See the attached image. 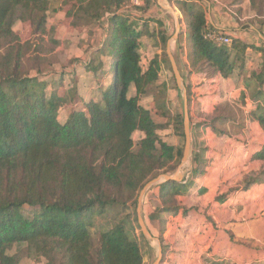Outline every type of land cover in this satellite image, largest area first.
Masks as SVG:
<instances>
[{
  "label": "trees",
  "instance_id": "obj_1",
  "mask_svg": "<svg viewBox=\"0 0 264 264\" xmlns=\"http://www.w3.org/2000/svg\"><path fill=\"white\" fill-rule=\"evenodd\" d=\"M61 1L75 26L106 19L99 53L110 58L114 70L100 97L80 100L74 80L63 94L50 91L45 78L61 44L58 26H48L51 1L0 0V264H21L27 258L46 264H145L139 240L130 235V213L112 227L96 228L103 225L102 214L112 207H135L149 180L175 171L181 163L183 114L167 105L165 83L159 84L170 36L162 20L123 11L128 0ZM155 1L144 0L138 11L147 12ZM174 4L190 31L187 58L196 86L206 88L230 77L235 67L232 49L240 53L248 45L237 38L229 45L215 42L208 34L221 32L208 27L201 5H189V0ZM18 22L30 25L29 39L16 32ZM144 37L163 48L161 56L146 63L141 53ZM262 73L264 83V65ZM59 84L64 86L63 75ZM131 87L135 95H130ZM186 87L191 115L192 85L187 82ZM153 88L155 112L142 103ZM68 104L75 106L61 122L59 112ZM205 105L212 109L211 118L198 127L206 125L216 136L224 135L233 120L231 106ZM156 115L165 121L159 123ZM253 117L264 131V109L257 107ZM169 127L181 144L161 138L159 132ZM136 133L142 135L138 143ZM206 151L203 146L195 153L194 178L205 172ZM252 159L264 161V146ZM192 187L191 182L173 181L156 186L161 204L149 219L163 224L166 216L178 214L183 210L179 197ZM25 207L32 212L25 213ZM139 237L144 238L142 233ZM159 237L164 241L162 233ZM166 252L163 246V260Z\"/></svg>",
  "mask_w": 264,
  "mask_h": 264
},
{
  "label": "crops",
  "instance_id": "obj_2",
  "mask_svg": "<svg viewBox=\"0 0 264 264\" xmlns=\"http://www.w3.org/2000/svg\"><path fill=\"white\" fill-rule=\"evenodd\" d=\"M50 1L48 26H58V39L61 41L57 52L64 49L65 41L74 46L78 45L75 42L77 36L85 42V45L74 52L76 69L61 72L62 74L53 78L54 81L50 80L53 84L49 86V90H56L63 94L73 85L74 80L77 83L79 96L82 98L80 100L87 101L92 97H100L101 91L110 85L112 75L108 72L113 69L110 58L99 53L105 37L106 19L99 24L75 26L66 17L62 9V1ZM169 1L174 4V0ZM193 1L206 11L209 28L220 31L222 35L230 36L232 40L237 38L248 45L244 52L239 53L238 50L232 49L231 58L235 65L232 75L228 78H220L216 84L210 85L208 96H203L204 88L194 87V91L206 102L213 103L215 106L228 102L232 109L233 120L226 125L224 135L216 136L210 127L205 130L210 138L208 141L205 138V146L208 149L206 158L209 159L206 178L212 173L215 164L224 166L227 162H233L234 159L248 161L249 164L251 163L250 166L253 164L264 172V161L252 159L253 154L264 146V131L253 117V111L261 107L262 102L264 107V83H262L264 0H244L241 3L236 0ZM180 15L178 16L182 19V29L186 32L183 14ZM137 16L162 20L167 30L170 29L166 12L156 1L147 13L138 11ZM64 19L69 21L68 27L61 25L60 21ZM151 25L154 27L156 23L153 22ZM62 35L68 36V40ZM142 41L141 53L145 61L143 63H146L144 56L151 59L159 51L155 52L154 49L158 48L153 46L149 37H144ZM147 44H150L149 48ZM253 47L261 50H255ZM178 50L183 57L182 62L190 71L187 42L180 44ZM179 66L181 67L180 63ZM93 68L96 70L105 68L108 72H104L101 77L99 72L98 74L94 72ZM92 70L93 72H90ZM62 75L63 87L59 84V78ZM67 79H70L69 83ZM186 79H188L187 82L195 85L196 79L193 74L187 75ZM135 93V88L131 87L130 95ZM76 102L78 105L81 104L79 99ZM70 105L72 106L67 116H63L67 105L61 108L59 112L61 122L66 121L75 106ZM199 132L201 135L204 133L203 127ZM228 151L230 152L226 153ZM220 173L219 178H225L224 167ZM252 176L248 182L252 180L254 183L248 189H246L248 183L246 182L244 188L227 194L223 197L226 199H222L223 203L217 202V206L211 210H203L201 213L192 208L187 212L181 210L176 215H169L165 219L167 221H164L165 244L168 246L162 264H264V177H257L254 174ZM219 178L217 176V179ZM215 215L216 221H211L215 220Z\"/></svg>",
  "mask_w": 264,
  "mask_h": 264
},
{
  "label": "rangeland",
  "instance_id": "obj_3",
  "mask_svg": "<svg viewBox=\"0 0 264 264\" xmlns=\"http://www.w3.org/2000/svg\"><path fill=\"white\" fill-rule=\"evenodd\" d=\"M194 3H195V1L189 0V5H193ZM170 4L174 8V11H171V10L168 11V10H165L163 8H162V10L164 12H166V17H167V20L170 24V29L168 30V33L170 36L169 39H172V36L175 34V31H176L177 22H180V24L182 26V19L179 18V16H181L180 15L181 11L176 6H174L175 4H173L171 1H170ZM177 12H178V14H177ZM183 18H184V24H185V17L183 16ZM175 20H176V27H175ZM60 22L62 23L61 25L68 27L69 21L67 19H64L63 21H60ZM15 30L20 35V37L22 39L27 40L30 38L31 28H30L29 24L19 22V23H17ZM186 30L187 31L184 32L182 27H181V34L179 35V37L177 39H174V40L172 39V43H171L172 52L174 53V56H175L176 61L178 63V66H179V63L181 65V67L179 66V69H180L182 77L184 78L185 85L187 83L186 77H187V75L189 76V70H188V68H186V66L182 62L183 57L180 56L178 47L180 44L185 43V42H187V46H188V40H189L190 32L188 31V29H186ZM62 36L64 37V39L68 40V36H66V35H62ZM75 42L78 43V45L74 46L72 44H68L67 41L64 42V49H60L61 51L57 52V58H56L57 62L54 64L53 68L49 71L48 75H46V78H45L46 80H48V81L53 80V78L57 77V75L60 74L61 72L64 73L65 71H68L69 69H76L74 67L76 64L75 59H74V56H75L74 52L78 48H80V46L82 47L83 45H85V42L83 40H81V38L79 36H77L75 38ZM147 47L149 48L150 44H147ZM154 50H155V52L159 51L158 54L160 56L163 53L162 46H161V48L154 49ZM165 51H166V48H165ZM143 56H144V54H143ZM145 58L147 59V56H144V59ZM167 58H168V56H167ZM143 62H145V61L143 60ZM113 70L114 69H112L111 71L108 72V70H106L105 68H103V69L100 68L98 70H94V72H97V74L99 72V75L102 77L104 72H108V73H110V75H112ZM90 72H93V70ZM69 80L70 79H67V83H69ZM53 81H50L51 82L50 86H52ZM75 83H76V81H75ZM161 83H165L167 105L173 111H180L183 114V93L177 87L169 59H168V62H166V63L163 62L162 70L160 73L159 84H161ZM100 84L102 85V82ZM194 87L198 88V86H196V84L194 86L192 85L193 101H192L191 115H190L191 116V124L193 125V128H192V141H193V143H192L193 144L192 158H194L195 153H198V151L200 150L201 147L204 146L205 148H207L205 146V138L207 141L210 140V138H209V134L207 133V131L205 132V130L209 127H207L206 125H201V127H198V126L201 122L210 121V119H209V118H211L210 112L212 110V109H208L206 107V105H205L206 100L200 98L201 95H198L197 92L194 91ZM156 90H157V88H153L149 94L142 97L143 105L145 107L151 109L153 112H155L154 94H157ZM209 92H210L209 86L204 88V91H202L203 96L207 95V93L209 95ZM261 105H262L261 106V110H262V109H264L263 102ZM71 106L72 105L69 104L65 107V109L63 111V116H67L68 112L71 109ZM63 116H62V118H64ZM155 119L159 123H162L165 121L164 118H162L161 116H157V115L155 116ZM202 127L204 130V133H202V135H201L199 131L202 130ZM159 134H160L162 139L170 142L171 144H174V145L181 144V143H179L180 140L176 136L172 127H169L168 129H165V130H161L159 132ZM141 136H142L141 133H136L134 135V139H135L136 143L139 142ZM183 143L185 144V136L183 139ZM183 147H184V145H183ZM230 150H232V149H230ZM207 151H208V149H207ZM207 151H206V153H207ZM229 152L230 151H228L226 153H229ZM224 158H225V155H224ZM208 161H209V159L206 158L207 165H206L205 172L203 173V175L200 177L194 178L192 175L193 166H194V162L192 159V171L187 174L186 178L183 181V183H185V182L193 183V187L191 188L192 190L189 192V194L179 197L180 203L182 204L183 210H185V212H187L188 210H191L192 208L196 211H199V212L201 211V213L203 212V210H211L212 208H214V206L215 207L217 206V202L223 203L222 199H226L223 197H226L227 194H229L233 191H236V190H240L241 188H244L246 182H248L251 179V177H253L252 174L256 175L257 177H261V176L264 177V172L261 168H256L253 164L250 166L251 163L249 164L248 161L247 162L245 160L244 161L243 160L242 161H236V159H234L233 162L232 161L227 162V164L224 166H223V164L220 166H217V164H215V166L213 167V170H212V173H214V175L211 173L212 175L210 174L209 177L206 178L208 175L207 174L208 173L207 168L209 166ZM225 163H226V161H225ZM222 167H224V170L226 172L225 178H223V177L219 178L220 174H221L220 170L222 169ZM177 168L175 169V171L177 170ZM183 168H182V171H183ZM175 171L170 172V173H166V174H172ZM218 173H219V175H218ZM161 174H164V173H161ZM217 176L219 179H217ZM159 185L160 184H158L156 186H159ZM156 186H153L145 195V198L143 201V216H144L145 223L147 224L148 228L150 229V231L152 232V235L155 238L160 239L159 236L162 233L164 241H162L160 239V242H161L162 247L165 246L167 248L168 245L165 244V237H164V233H165L164 223L162 224L161 222L151 221L149 219V213L154 211L161 204L160 199L158 197L159 196V188H155ZM32 210L33 209L30 207L24 208V211L27 214L31 213ZM129 213L132 216V221H131V224L129 226L130 235L133 238H137L139 240L140 246H141V249H142V252L144 255V259H145V264H153V262L155 261V259L157 257L158 242L156 240H154V242L153 241L150 242L146 238H140L139 237L140 233H141V229H140L139 222H138L137 204L135 207L133 206L128 210L127 209H121L120 207L119 208L118 207L110 208L106 213L102 214L104 216L102 220H101V218H98L101 220L100 221L101 223L103 222V225L101 226L99 224V226L96 228V230H103V228L112 227L117 222H119L123 219H126V216ZM167 217L168 216H166L164 218V220L167 219ZM214 219L215 220L212 219L211 221H214V222L216 221V215H215ZM166 221L167 220H165V222ZM16 249L17 248H15L14 250H16ZM21 264H46V261L44 259L38 261V260L27 258V259H24ZM161 264H162V262H161Z\"/></svg>",
  "mask_w": 264,
  "mask_h": 264
},
{
  "label": "water",
  "instance_id": "obj_4",
  "mask_svg": "<svg viewBox=\"0 0 264 264\" xmlns=\"http://www.w3.org/2000/svg\"><path fill=\"white\" fill-rule=\"evenodd\" d=\"M157 4L165 9L174 11V8L170 4L169 0H156ZM181 24L177 22V27L175 34L172 36V39H177L181 34ZM172 39H169L167 42L166 53L171 64L172 72L175 77V81L177 87L183 93V131L185 136V144L183 150V157L181 159V163L178 166L177 170L172 174H159L158 176L149 180L142 190L139 193L138 200H137V215H138V222L141 229V233L148 241L156 240L158 242V249H157V257L153 264H161L163 259V247L161 245L160 239L155 238L150 229L148 228L147 224L145 223L144 216H143V201L145 198L146 193L153 187L158 184H162L164 182H178L181 183L186 178L187 174L192 171V154H193V141H192V124H191V116H190V108H189V98L187 94V87L184 82V78L181 75L178 63L172 52ZM187 165V169L182 172V168Z\"/></svg>",
  "mask_w": 264,
  "mask_h": 264
},
{
  "label": "built area",
  "instance_id": "obj_5",
  "mask_svg": "<svg viewBox=\"0 0 264 264\" xmlns=\"http://www.w3.org/2000/svg\"><path fill=\"white\" fill-rule=\"evenodd\" d=\"M144 4V0H128L127 6L123 9L128 14L137 15L138 8H140ZM208 38L213 39L215 42L220 44L229 45L232 42L230 36L217 34L216 32H212L208 34Z\"/></svg>",
  "mask_w": 264,
  "mask_h": 264
},
{
  "label": "bare ground",
  "instance_id": "obj_6",
  "mask_svg": "<svg viewBox=\"0 0 264 264\" xmlns=\"http://www.w3.org/2000/svg\"><path fill=\"white\" fill-rule=\"evenodd\" d=\"M186 169H187V165L184 166L183 171H185ZM183 171H182V172H183Z\"/></svg>",
  "mask_w": 264,
  "mask_h": 264
}]
</instances>
